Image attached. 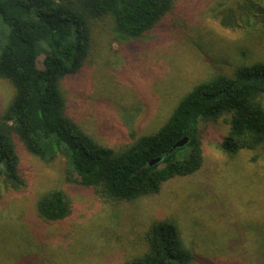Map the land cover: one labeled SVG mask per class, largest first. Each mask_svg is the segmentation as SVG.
Returning <instances> with one entry per match:
<instances>
[{
	"label": "rangeland",
	"instance_id": "rangeland-1",
	"mask_svg": "<svg viewBox=\"0 0 264 264\" xmlns=\"http://www.w3.org/2000/svg\"><path fill=\"white\" fill-rule=\"evenodd\" d=\"M243 1L181 0L134 40L119 37L109 20L96 21L86 65L60 85L68 116L117 150L132 134L158 130L194 85L264 62V0H251L257 15L251 27L222 24ZM36 64L42 69V57ZM12 95L0 81V116ZM199 129L203 165L196 175L172 180L159 195L120 203L67 182L62 158L44 163L16 143L22 187L5 190L0 182V264H122L146 251L145 233L160 218L175 220L200 264H264V144L228 157L220 148L228 131L223 119ZM53 189L68 195L73 212L44 223L36 202Z\"/></svg>",
	"mask_w": 264,
	"mask_h": 264
},
{
	"label": "trees",
	"instance_id": "trees-1",
	"mask_svg": "<svg viewBox=\"0 0 264 264\" xmlns=\"http://www.w3.org/2000/svg\"><path fill=\"white\" fill-rule=\"evenodd\" d=\"M181 0H0V81L13 90L0 116V182L19 190L16 143L44 163L62 158L65 179L92 190L106 202L159 195L177 178L196 175L203 165V121L223 119L220 142L228 157L264 144V62L240 64L232 76L216 74L194 85L164 124L147 135H131L119 149L100 144L67 114L62 81L76 76L91 53L92 27L109 20L127 40L153 31ZM257 21L251 0L222 19L226 27ZM242 23V24H240ZM42 57V69L37 59ZM188 141L173 149L182 138ZM160 159L154 165L149 162ZM72 201L53 189L36 202L37 217L60 223L72 214ZM147 249L122 264H200L183 243L175 220L160 218L145 233Z\"/></svg>",
	"mask_w": 264,
	"mask_h": 264
},
{
	"label": "water",
	"instance_id": "water-1",
	"mask_svg": "<svg viewBox=\"0 0 264 264\" xmlns=\"http://www.w3.org/2000/svg\"><path fill=\"white\" fill-rule=\"evenodd\" d=\"M188 139L187 138H182L180 139L179 141H177L174 145H173V149L175 148H179V147H183L186 143H187ZM160 159H155V160H152L151 162H149V165H154L156 164L157 162H159Z\"/></svg>",
	"mask_w": 264,
	"mask_h": 264
}]
</instances>
